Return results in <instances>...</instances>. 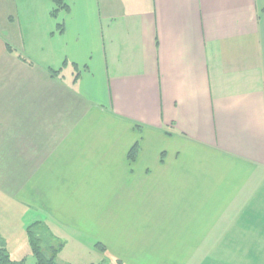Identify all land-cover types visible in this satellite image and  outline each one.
<instances>
[{
  "label": "crops",
  "instance_id": "1",
  "mask_svg": "<svg viewBox=\"0 0 264 264\" xmlns=\"http://www.w3.org/2000/svg\"><path fill=\"white\" fill-rule=\"evenodd\" d=\"M67 4L0 0V249L17 211L116 264H264V0Z\"/></svg>",
  "mask_w": 264,
  "mask_h": 264
},
{
  "label": "rangeland",
  "instance_id": "2",
  "mask_svg": "<svg viewBox=\"0 0 264 264\" xmlns=\"http://www.w3.org/2000/svg\"><path fill=\"white\" fill-rule=\"evenodd\" d=\"M56 23V22H55ZM20 218V219H19ZM20 214H17V211L15 214H12L9 218L11 223V239L7 241V245L9 246V251L11 253V257H13L15 260L20 262V264H35L36 259L33 256L31 252V246L29 243V237L26 235V230L24 224L26 221H28L27 218L25 220H21ZM30 225V224H29ZM43 225V224H42ZM45 226V225H44ZM29 227V226H28ZM46 227V226H45ZM47 228V227H46ZM34 235L39 234L40 237L43 238L42 242L47 240V235L43 232V229L39 226H35L33 228ZM48 230V228H47ZM38 233V234H37ZM47 234L50 235V238H52L51 243L52 244H62L61 252L59 253V256L56 257V263L57 264H116L117 260L111 255H107L104 252H100L96 249H90L87 247V243L82 241L79 242L76 240H67L66 241L60 239L59 237H56L48 230ZM79 244L82 245L79 246ZM44 247L43 245L41 246ZM208 264H212L209 262Z\"/></svg>",
  "mask_w": 264,
  "mask_h": 264
},
{
  "label": "trees",
  "instance_id": "3",
  "mask_svg": "<svg viewBox=\"0 0 264 264\" xmlns=\"http://www.w3.org/2000/svg\"><path fill=\"white\" fill-rule=\"evenodd\" d=\"M49 1L52 4L50 15L53 17L56 16L58 11L65 10L68 8L67 0H49ZM59 26L60 24L58 25V27ZM49 71L51 74H54V75L58 73V70L50 69ZM135 147L136 146H134V148L130 150L128 154L129 158H132V159L134 158V155L136 153ZM35 226H39V229L42 228L43 229L42 233H45L47 235V240L45 239V241L42 242V244H41V241L43 240V238L40 237L38 233H37L38 236L34 235L33 228ZM26 232L29 237L31 252L36 259L35 264H57L55 257L57 253L61 250L62 244L58 243L54 245L51 243L52 238H50V235L47 234L48 232L47 228L40 223H33L29 225V227L26 228ZM42 245L44 246L43 248L41 247ZM100 248L102 249V247ZM0 264H20V262L11 258L9 254L5 251V249L1 248L0 249Z\"/></svg>",
  "mask_w": 264,
  "mask_h": 264
}]
</instances>
